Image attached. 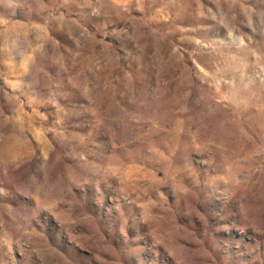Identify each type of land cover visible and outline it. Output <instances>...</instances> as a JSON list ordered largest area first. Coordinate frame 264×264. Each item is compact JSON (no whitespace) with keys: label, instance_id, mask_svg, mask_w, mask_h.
<instances>
[{"label":"rangeland","instance_id":"374dc122","mask_svg":"<svg viewBox=\"0 0 264 264\" xmlns=\"http://www.w3.org/2000/svg\"><path fill=\"white\" fill-rule=\"evenodd\" d=\"M0 264H264V0H0Z\"/></svg>","mask_w":264,"mask_h":264}]
</instances>
